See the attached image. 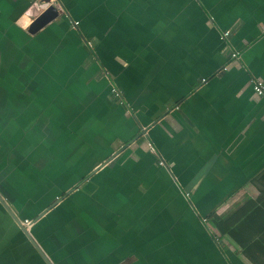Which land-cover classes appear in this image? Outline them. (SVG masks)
Segmentation results:
<instances>
[{
    "label": "crops",
    "instance_id": "0c3cea01",
    "mask_svg": "<svg viewBox=\"0 0 264 264\" xmlns=\"http://www.w3.org/2000/svg\"><path fill=\"white\" fill-rule=\"evenodd\" d=\"M38 1L0 0V195L80 180L29 229L50 262L264 264V0H45L30 33ZM0 264H47L1 202Z\"/></svg>",
    "mask_w": 264,
    "mask_h": 264
},
{
    "label": "water",
    "instance_id": "95a60500",
    "mask_svg": "<svg viewBox=\"0 0 264 264\" xmlns=\"http://www.w3.org/2000/svg\"><path fill=\"white\" fill-rule=\"evenodd\" d=\"M61 10H59V5H50L49 7H47L39 16H37L34 21L32 22V24L28 27V31L30 33H35L36 31L40 30L43 26H45L46 24H48L50 21H52L53 19H55L59 14ZM145 129H142V131L135 137H133L130 141L126 142L119 150H117L115 153H113L111 155L110 158L106 159L102 164H100L98 167H96L95 169H93L91 171V174H93V172H95L96 170H98L100 168V166H103L104 164L112 166L116 160H117V156L118 154H120V152L122 150H124L129 144H131L132 142L136 141L137 138L139 136H141L142 134H144ZM88 178V176L85 177V179ZM80 183L76 184L72 190H75ZM72 190L67 191L66 193H64V195H62L61 197H58L50 206H48L47 208H45L43 211H41L38 216L34 219V221H36L37 219H39L42 215H44L48 210H50L51 208H53L65 195L69 194ZM0 202L2 205H4L6 207V209L8 210V212L11 214V216L16 219L18 221V224L21 225V228L23 230V232L26 234V236L28 237V239L31 241V243L34 245V247L37 249V251L41 254V256L43 257V259L46 261L47 264H52L50 262V260L48 259V257L46 256V254L44 253V251L41 249V247L36 243V241L33 239L32 235L29 232V229H27L26 227H24L21 222L15 217V215L13 214L12 210L9 208V206L6 204L4 198H2V196L0 195Z\"/></svg>",
    "mask_w": 264,
    "mask_h": 264
},
{
    "label": "built area",
    "instance_id": "2783aa9c",
    "mask_svg": "<svg viewBox=\"0 0 264 264\" xmlns=\"http://www.w3.org/2000/svg\"><path fill=\"white\" fill-rule=\"evenodd\" d=\"M47 6L50 5H56V2L52 1L51 3H46ZM59 9H61V7L59 6ZM74 25H77V22L73 23ZM229 35V31H223L221 34L222 38H226ZM86 44L88 46L91 45L90 41H86ZM231 58L238 60L240 58L238 51H231L230 53ZM104 74L107 76L108 73L105 71ZM250 83L254 92V96L256 98H262L264 99V79H262L261 77H257V76H252V78L250 79ZM111 91L114 94V96H116L117 98H121V92L119 91V89L115 86L114 83L111 82ZM153 150V148H152ZM159 164L164 165V161L160 160ZM34 219L32 218H24L23 220H21V224L26 227L27 229H30L32 227V225L34 224Z\"/></svg>",
    "mask_w": 264,
    "mask_h": 264
},
{
    "label": "trees",
    "instance_id": "16d2710c",
    "mask_svg": "<svg viewBox=\"0 0 264 264\" xmlns=\"http://www.w3.org/2000/svg\"><path fill=\"white\" fill-rule=\"evenodd\" d=\"M213 217H214V219H213ZM213 217H212V219L214 221L212 222V225L214 227H216L221 232L222 235H226L228 232V229L231 227L232 223L227 222L226 218L222 219L221 216L213 215Z\"/></svg>",
    "mask_w": 264,
    "mask_h": 264
},
{
    "label": "rangeland",
    "instance_id": "374dc122",
    "mask_svg": "<svg viewBox=\"0 0 264 264\" xmlns=\"http://www.w3.org/2000/svg\"><path fill=\"white\" fill-rule=\"evenodd\" d=\"M38 2H39V3H46L45 0H39ZM104 72H105V71H104ZM106 72H107V71H106ZM136 136H137V135H136ZM134 137H135V136H134ZM162 160H163V159H162ZM75 172H76L77 175H79L80 170L77 169V170H75ZM69 174L71 175V182H72V181L74 180V174H72V171H71V173H69ZM76 178H78V177L76 176L75 179H76ZM79 181H80V180H79ZM79 181H78V182H79ZM78 182H77V183H78ZM77 183H76V184H77ZM76 184H75V185H76Z\"/></svg>",
    "mask_w": 264,
    "mask_h": 264
}]
</instances>
